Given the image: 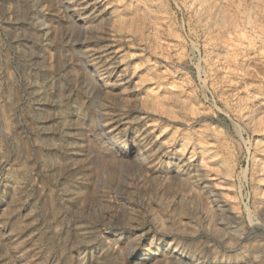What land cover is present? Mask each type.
Masks as SVG:
<instances>
[{
  "label": "rangeland",
  "instance_id": "1",
  "mask_svg": "<svg viewBox=\"0 0 264 264\" xmlns=\"http://www.w3.org/2000/svg\"><path fill=\"white\" fill-rule=\"evenodd\" d=\"M224 1L0 0V264H264V9Z\"/></svg>",
  "mask_w": 264,
  "mask_h": 264
},
{
  "label": "bare ground",
  "instance_id": "2",
  "mask_svg": "<svg viewBox=\"0 0 264 264\" xmlns=\"http://www.w3.org/2000/svg\"><path fill=\"white\" fill-rule=\"evenodd\" d=\"M199 2H201V4L203 3V6H204V9H208V7L210 6H208L207 4L209 3L208 2V0H198ZM223 1L224 0H215V2H216V4L217 5H220L221 3H223ZM249 1V0H248ZM207 2V3H206ZM219 2V3H218ZM225 2V1H224ZM229 2V1H228ZM231 2V4H229V6H230V11H234L237 7H239V6H236L237 5V3L235 4V3H232V2H234L233 0L232 1H230ZM236 2V1H235ZM211 3V2H210ZM244 3V2H243ZM257 5H260V6H262V8L264 9V0H259V1H257V2H255ZM193 4V3H192ZM215 4V3H214ZM215 4V5H216ZM249 4H250V1H249ZM243 5V4H242ZM252 5V4H251ZM195 6H196V4H195ZM202 6V7H203ZM205 6H208V7H205ZM226 6V5H225ZM244 6H245V4H244ZM253 6V5H252ZM241 7V6H240ZM220 8V7H219ZM244 8V7H243ZM141 9H143V8H141ZM195 9V8H194ZM203 9V10H204ZM212 9V8H211ZM245 9V8H244ZM247 9V8H246ZM201 10V9H200ZM240 10L241 9H236L234 12H238L239 14H240ZM146 11V10H145ZM205 11V10H204ZM209 11V10H208ZM211 11V10H210ZM216 11V10H215ZM243 11V10H242ZM259 11V10H258ZM264 11V10H263ZM224 12V11H223ZM227 13L229 12V11H226ZM249 12V11H248ZM252 12V11H251ZM203 13V12H202ZM206 13V12H205ZM211 13V12H210ZM225 13V12H224ZM259 13V12H258ZM264 13V12H263ZM212 14V13H211ZM219 14V13H218ZM160 15V14H159ZM158 15V16H159ZM215 15H216V13H215ZM214 15V16H215ZM227 15V14H226ZM228 15H229V13H228ZM260 15V14H259ZM146 16H147V14H146ZM200 16V15H199ZM202 16V15H201ZM218 16V15H217ZM239 16V15H238ZM241 17H242V14L240 15ZM253 16V15H252ZM261 16H263V15H260V17ZM148 17V16H147ZM157 17V16H156ZM206 17V16H205ZM248 17V16H247ZM255 17V16H254ZM215 18H217V17H215ZM234 18V17H233ZM250 18V17H249ZM259 19H261V18H259ZM258 19V20H259ZM262 19H263V17H262ZM205 20V19H204ZM239 20V19H238ZM244 20H246V19H244ZM250 20V19H249ZM253 20V19H252ZM251 20V21H252ZM255 20V19H254ZM202 21V20H201ZM232 21V20H231ZM218 22H219V20H218ZM254 22V21H253ZM258 22H260V21H258ZM258 22H256V20H255V22L254 23H252V25L250 26V28L251 29H253L254 31H261V28L259 27V24H258ZM148 23V22H147ZM214 23V22H213ZM239 23L242 25V26H244L243 24V21L242 20H240L239 21ZM238 21L237 20H234V21H232L231 22V24H230V26L229 27H225L224 29L222 28H220V30H216L215 28V26H211V30H210V32H209V36L211 35V37H216V36H218L219 38H221V41L218 43V50L217 51H219L220 52V54L222 55H227V54H229V51L231 50V47L233 46V44H232V42L229 40V41H225V37L226 36H228L229 34H234V33H236V28H237V26H238ZM248 23V22H247ZM261 23H262V21H261ZM228 24V23H227ZM204 25V24H203ZM219 25V24H218ZM217 25V26H218ZM220 25H222V23L220 24ZM224 25V24H223ZM247 25V24H246ZM261 25V24H260ZM144 26V25H143ZM162 26V25H161ZM224 26H226V25H224ZM228 26V25H227ZM148 27V26H147ZM205 28V27H204ZM219 28V27H218ZM248 28V27H247ZM148 29V28H147ZM161 29V28H160ZM215 29V30H214ZM243 30H244V28H242ZM169 30V29H168ZM163 31V30H162ZM208 31V30H207ZM212 31H213V33H212ZM243 32H246V31H243ZM162 33V32H161ZM252 34H254V33H252ZM207 36H208V34H207ZM238 36V35H237ZM248 36V35H247ZM246 38H248V37H246ZM209 39V38H208ZM211 39V38H210ZM209 39V40H210ZM208 40V41H209ZM213 40V39H212ZM217 40V39H216ZM219 40V39H218ZM215 42V41H214ZM247 42V41H246ZM215 44V43H214ZM217 45V44H216ZM247 45V44H246ZM237 46V45H236ZM234 47V49L236 48L235 46H233ZM252 47V46H251ZM215 48V47H214ZM256 49V48H255ZM258 49V48H257ZM238 50V49H237ZM246 50V49H245ZM253 50V49H252ZM257 51H259V50H257ZM261 51V50H260ZM245 52V51H244ZM257 53V52H256ZM217 54V53H216ZM215 54V55H216ZM251 54V53H250ZM257 54H259V53H257ZM228 56V55H227ZM251 57H252V55H251ZM163 58V57H162ZM211 58H212V56H211ZM214 58V57H213ZM223 58V57H222ZM249 57H247V58H242V55H241V59L238 61V63H239V65L240 64H244V63H246L249 59H251V58H249ZM218 59V58H217ZM220 59V58H219ZM221 60V59H220ZM252 60V59H251ZM259 60V59H258ZM213 62V61H212ZM235 63V62H234ZM226 64H227V61H226ZM213 65V64H212ZM228 65V64H227ZM245 65V64H244ZM243 65V66H244ZM247 65V64H246ZM242 67V66H241ZM224 78V77H223ZM228 80V79H227ZM226 81V80H225ZM62 107V106H61ZM99 148V147H98ZM99 152H102V151H99ZM106 154V153H105ZM106 156V155H105ZM68 165V164H67Z\"/></svg>",
  "mask_w": 264,
  "mask_h": 264
}]
</instances>
